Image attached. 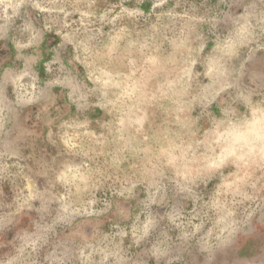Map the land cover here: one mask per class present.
Wrapping results in <instances>:
<instances>
[{
    "label": "rangeland",
    "instance_id": "rangeland-1",
    "mask_svg": "<svg viewBox=\"0 0 264 264\" xmlns=\"http://www.w3.org/2000/svg\"><path fill=\"white\" fill-rule=\"evenodd\" d=\"M0 264H264V0H0Z\"/></svg>",
    "mask_w": 264,
    "mask_h": 264
}]
</instances>
